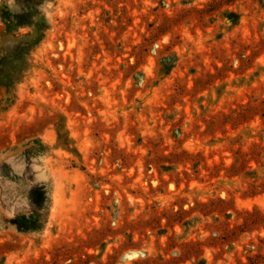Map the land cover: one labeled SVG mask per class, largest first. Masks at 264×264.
Listing matches in <instances>:
<instances>
[{"label": "rangeland", "instance_id": "374dc122", "mask_svg": "<svg viewBox=\"0 0 264 264\" xmlns=\"http://www.w3.org/2000/svg\"><path fill=\"white\" fill-rule=\"evenodd\" d=\"M0 264H264V0H0Z\"/></svg>", "mask_w": 264, "mask_h": 264}]
</instances>
